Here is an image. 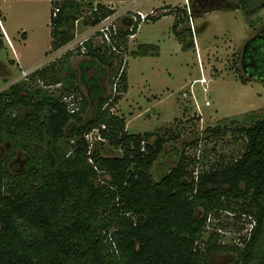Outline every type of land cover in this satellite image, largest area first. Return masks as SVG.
Wrapping results in <instances>:
<instances>
[{"label":"trees","instance_id":"16d2710c","mask_svg":"<svg viewBox=\"0 0 264 264\" xmlns=\"http://www.w3.org/2000/svg\"><path fill=\"white\" fill-rule=\"evenodd\" d=\"M84 1L53 3L60 9L51 18L54 49L74 38L84 7L92 11L94 0ZM189 2L163 5L166 11L148 20L175 14L173 29L184 42L187 28H178L191 17L238 8L248 15L255 12V7L248 8L252 0ZM113 12L99 4V12L85 19L97 24ZM139 24L121 29L117 47L122 53L90 39L85 53L70 51L61 62L0 93V142L6 143V157L0 156V264H225L221 259L227 254L232 259L226 264H264V118L233 128L245 140L237 157L227 160L223 155L209 170L196 174L179 154L177 164L158 179L153 168L172 137L158 131L130 133L125 117L111 111L128 90L123 53ZM257 38L263 40L264 34L247 42L241 63L244 78L264 82V42L255 44ZM158 52L156 44H141L131 54ZM75 54L89 58L81 69L70 65ZM251 66L258 71L251 72ZM88 68L99 71L90 76ZM107 68L118 78L113 97L106 95L102 76ZM31 81L62 87L56 95L42 86L33 89ZM83 82L89 95L83 93ZM65 94L81 97L78 111L69 110ZM95 130L99 142L109 141L123 154L103 155L96 148L98 139L87 138ZM206 130L214 137L229 131ZM20 156L24 168L13 169L12 162ZM222 210L238 212L237 218L252 217L253 228L240 235L238 243L219 242L217 232L204 240L209 213Z\"/></svg>","mask_w":264,"mask_h":264},{"label":"rangeland","instance_id":"374dc122","mask_svg":"<svg viewBox=\"0 0 264 264\" xmlns=\"http://www.w3.org/2000/svg\"><path fill=\"white\" fill-rule=\"evenodd\" d=\"M140 1H117L116 11L131 15V9L139 4L138 9L145 12L155 9L156 15H161L166 11L161 8L163 5L186 4L185 0ZM205 2L207 6L210 5ZM53 3L50 0H0L3 26L12 41L10 45L0 24V93L8 91L18 81L30 80L25 78L24 71H37L40 67L64 59L65 55L58 57L53 47ZM262 3L264 0H252L248 6L249 9L255 7L252 15L238 8L214 10L194 16L193 25L189 20L178 28H187L184 42L174 32V14H166L156 23L143 22L137 37L129 39L121 67L129 77V90L121 103L111 111L116 114L125 113L130 133L158 131L172 137L153 168L158 179L177 164L179 154L187 157L189 167L196 174L209 170L223 155L227 160L237 157L245 148V140L233 128L250 126L264 118V82L244 78L241 63L247 42L260 32L264 34V8H260ZM160 8L162 10H158ZM84 9V13L88 14L89 8L85 6ZM190 9L192 11V7ZM80 29L82 33L89 28L82 24ZM194 36L209 48L202 57L195 48ZM261 41L264 42V39L257 38L254 42L259 44ZM100 42V39L96 41L97 44ZM143 43L160 45V55L134 56L130 53L137 51L139 44ZM88 59L85 55L75 54L70 65L81 69L82 63ZM250 68L251 72L258 71L257 67ZM261 68L264 70V67ZM107 69L109 72L102 75L106 95L113 97L118 93V78L114 77L111 69ZM98 71L94 68L87 69L90 76ZM203 73L212 78L207 89L204 85L206 83L202 86L195 79L204 76ZM35 85L33 89L42 86L44 90L49 89V92L56 95L60 91V87L44 86L41 81ZM193 85L195 98L189 92ZM81 87L84 94L89 93L86 83L83 82ZM93 103L96 105L97 101ZM209 127H220L222 130L227 128L229 131H225L220 137H214L212 132L206 130ZM91 137L94 138L95 134ZM96 148L107 156L123 154V150L109 141L99 142L98 139ZM0 156L6 157V143L0 142ZM24 165L22 156L15 163L12 162L13 169L21 170ZM237 214L239 213L228 210H222L220 214L209 213L204 240L212 232H217L219 242L238 243L240 235L250 232L252 217L242 214L237 218ZM231 259L232 256L227 254L221 262L226 264Z\"/></svg>","mask_w":264,"mask_h":264},{"label":"built area","instance_id":"2783aa9c","mask_svg":"<svg viewBox=\"0 0 264 264\" xmlns=\"http://www.w3.org/2000/svg\"><path fill=\"white\" fill-rule=\"evenodd\" d=\"M52 2H60L61 0H50ZM122 2L124 0H98V2L95 3L92 11H89L88 15L94 12H99V4L109 8L113 9L114 12L112 14L107 15L106 17L102 18L97 24L90 23V19L86 18L85 16L87 14H83L81 17H79L75 22V31H74V38L68 42L66 45L60 47L56 50V54L58 57H62L63 55L67 54L70 51H80L82 53H85L87 51L86 42L90 39L93 40V42L96 43L98 39L101 40V42L106 43L108 46L112 48L113 51H117L119 53H122V50L117 47V43L121 40V29L123 31L127 30H133L134 24L137 22H143L147 21L149 15H156L155 9L151 10L150 12L144 13L143 11H140L138 9H131L133 14L128 15L124 14V11H116V2ZM59 6H55L53 9V15L57 16L59 12ZM122 13V15L120 14ZM189 14H191V10L189 9ZM129 16L130 22H128L126 25H122L121 19L125 16ZM193 23V18L190 19ZM84 24L85 27L89 28L88 31L81 33V25ZM139 24V25H140ZM194 30V29H193ZM135 34L129 35V39L131 37H134ZM10 43V41H9ZM11 44V43H10ZM62 51V52H61ZM34 69V68H33ZM34 72V71H33ZM32 71H24L25 78L28 77L29 74H31ZM196 81L206 83L207 77L201 76ZM52 87L55 86L61 87L62 84H56L51 85ZM207 89V88H206ZM63 100L68 103V108L71 112H76L80 109V101L81 97H75V94H65L63 97ZM209 103V102H208ZM97 130L87 134V138L90 141H94L97 138L101 139L100 136H97ZM95 134V137L92 138L91 135ZM254 223L251 222V228H253Z\"/></svg>","mask_w":264,"mask_h":264},{"label":"crops","instance_id":"0c3cea01","mask_svg":"<svg viewBox=\"0 0 264 264\" xmlns=\"http://www.w3.org/2000/svg\"><path fill=\"white\" fill-rule=\"evenodd\" d=\"M141 1H143V0H141ZM140 1V2H141ZM185 2H186V4L185 5H187V4H189V1L188 0H185ZM188 2V3H187ZM131 4V3H130ZM139 5V4H138ZM138 5H137V7H134V9H138L139 7H138ZM170 5H172V6H177V5H173V4H170ZM185 5H183V6H185ZM136 6V5H135ZM179 6H181V5H179ZM162 8V7H161ZM158 9V10H162V9H164V8H162V9ZM138 10H140V11H143L144 13H147V12H145L144 10H141V9H138ZM164 11V10H163ZM173 14V13H172ZM165 16V15H164ZM164 16H162V17H164ZM174 16H175V19H176V15L174 14ZM161 17V18H162ZM160 18V19H161ZM160 19H158L157 21H153V20H147V21H152V22H154V23H156V22H158ZM0 20H1V22H0V24L3 26L4 25V21H3V19H2V14H1V12H0ZM147 21H143V22H147ZM175 21V20H174ZM128 22H130V19H129V16H125V17H123L122 19H121V23H122V25H126ZM143 22H141V24L143 23ZM141 24L139 25V28H138V31L136 32V34H135V36H134V38L135 37H137V35L139 34V29H140V27H141ZM3 31H4V33H5V35L8 37V40L10 41V45H12V41H11V38L9 37V35L7 34V30L5 29V27L3 26ZM194 43H195V48H196V50H197V52L199 53V55H201V57H202V54L204 53V52H206L209 48L207 47V45L205 46V44L203 45L201 42H200V40H199V38H196V36H194ZM143 44H153V43H143ZM139 45H141V44H139ZM156 45H158V44H156ZM159 46V52H158V54H156V55H142V56H159L160 55V50H161V48H160V45H158ZM134 51V50H133ZM132 51V52H133ZM132 52H130V53H132ZM204 64V63H203ZM201 68H202V66H201ZM204 69V68H203ZM202 75V74H201ZM203 75L205 76V77H207V82H206V84H204L203 82H200L201 84H202V86H206L205 87V89L208 87V83L209 82H211L212 81V78L211 77H208V76H206L204 73H203ZM196 80L198 79V78H195ZM128 80H129V77H128ZM199 82V81H198ZM204 84V85H203ZM194 89H195V86L193 85L192 86V88L190 89V91L189 92H191L193 95H192V97L193 98H195L196 97V95H195V91H194ZM128 90H129V81H128ZM127 90V91H128ZM127 92H125V94H126ZM125 94L123 95V97H122V99L119 101V103L117 104V105H119L120 103H121V101L123 100V98H124V96H125ZM198 99V98H197ZM197 101V100H196ZM116 105V106H117ZM118 115H120V116H123V117H125V119H126V128H127V122H128V120H127V116L125 115V113L124 112H121V113H117ZM129 132V131H128ZM148 132V131H147ZM145 133V132H144Z\"/></svg>","mask_w":264,"mask_h":264},{"label":"flooded vegetation","instance_id":"af4514ba","mask_svg":"<svg viewBox=\"0 0 264 264\" xmlns=\"http://www.w3.org/2000/svg\"><path fill=\"white\" fill-rule=\"evenodd\" d=\"M0 34H2V33L0 32ZM41 68H42V67H40V68H38V69H41ZM245 70H246V68H244V71H245ZM35 71H36V70H35ZM35 71H34V72H35ZM34 72H32V73H34ZM32 73H31V74H32ZM31 74H29L28 77H27L26 79L30 78ZM18 82H19V81H18Z\"/></svg>","mask_w":264,"mask_h":264}]
</instances>
